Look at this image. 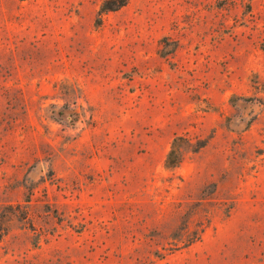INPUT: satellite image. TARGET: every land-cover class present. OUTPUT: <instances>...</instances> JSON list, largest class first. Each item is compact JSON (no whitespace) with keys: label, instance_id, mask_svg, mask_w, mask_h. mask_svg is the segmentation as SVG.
<instances>
[{"label":"rangeland","instance_id":"1","mask_svg":"<svg viewBox=\"0 0 264 264\" xmlns=\"http://www.w3.org/2000/svg\"><path fill=\"white\" fill-rule=\"evenodd\" d=\"M0 264H264V0H0Z\"/></svg>","mask_w":264,"mask_h":264},{"label":"trees","instance_id":"2","mask_svg":"<svg viewBox=\"0 0 264 264\" xmlns=\"http://www.w3.org/2000/svg\"><path fill=\"white\" fill-rule=\"evenodd\" d=\"M122 6H125V4H123ZM181 142H189V141L184 137H177L174 139L172 144V150L170 151L166 161L167 167L175 169L178 168L183 162L185 153L180 147ZM197 150H199V148L198 149L196 148L194 152H197Z\"/></svg>","mask_w":264,"mask_h":264}]
</instances>
